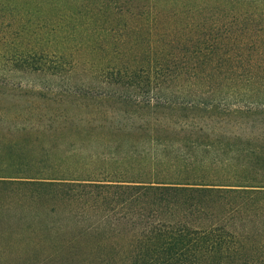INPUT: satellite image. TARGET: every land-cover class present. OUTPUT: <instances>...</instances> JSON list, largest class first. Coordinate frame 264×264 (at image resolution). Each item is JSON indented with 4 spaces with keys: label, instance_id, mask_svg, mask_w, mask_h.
Masks as SVG:
<instances>
[{
    "label": "trees",
    "instance_id": "trees-1",
    "mask_svg": "<svg viewBox=\"0 0 264 264\" xmlns=\"http://www.w3.org/2000/svg\"><path fill=\"white\" fill-rule=\"evenodd\" d=\"M148 1L147 10L139 11L147 15L146 25L135 27L146 39L145 63L131 68L108 63L104 70H110L111 84L149 85V101L136 102L133 96L123 107L38 108L35 112L44 117L75 114L79 124L57 127L49 132L52 140L41 142L38 149L44 152L47 143H55L52 158L45 153L48 167L40 168L42 158L32 166L25 155L14 158L10 151L11 162L0 160V182L28 178L79 188L77 195L88 204L85 211L103 220L89 230H120L132 248L133 264L222 256L233 241L225 226L213 221L215 203L235 193V186L257 187L252 183L262 180L252 178V172L264 177L251 170L256 164L264 167V102L242 100L254 87L264 88V0ZM159 1L187 19L162 26L161 14L172 10L159 11ZM52 3L66 6L70 19L72 8L80 7L77 0ZM102 9H92L90 17ZM176 42L185 48L175 54ZM26 57L21 59L28 63ZM190 73L194 78L184 82L189 88L211 81L221 85L202 90V100L157 95L172 79L182 81ZM9 111L0 108V114ZM26 111L13 110L15 115ZM84 114L102 119L95 122ZM248 131L251 135L243 137ZM43 132L34 133L41 137ZM243 139L254 140L247 145L246 163L241 160L246 148L238 145Z\"/></svg>",
    "mask_w": 264,
    "mask_h": 264
},
{
    "label": "rangeland",
    "instance_id": "rangeland-1",
    "mask_svg": "<svg viewBox=\"0 0 264 264\" xmlns=\"http://www.w3.org/2000/svg\"><path fill=\"white\" fill-rule=\"evenodd\" d=\"M52 2L0 0V108L11 109L0 114V160L11 162L8 158H13L9 154L13 151L14 158L23 154L32 166L44 159L40 168L50 165L48 154L56 153L53 142L44 146L48 153L38 149L42 141L52 140L49 132L76 126L79 120L75 114L73 118L44 117L35 112L38 108H74L77 104L123 107V102L133 96L136 102L145 103L152 94L145 83L135 88L111 84L110 70H104L108 63L126 68L145 63L146 39L135 27L146 25L148 17L139 11L147 10L148 0H77L80 7L72 8L71 19L66 6ZM163 5L157 2L159 11H172L170 15L161 14L162 26L187 19L175 15L172 5ZM98 7L102 11L90 17L91 10ZM179 48L185 46L172 43L171 52L176 54ZM28 55L30 61L26 63L21 58ZM194 76L190 73L184 74L182 81L172 79L167 88L157 90V95L202 100V90L221 85L220 81L191 88L184 85ZM249 98L262 106L264 88L254 87L242 100ZM24 108L27 111L20 115L13 112ZM84 115L95 122L102 119ZM38 128L44 130L41 137L34 133ZM250 135V131L243 133V137ZM242 142L238 145L246 148L241 157L246 163L244 156L251 154L247 145L254 140ZM255 166L252 171L264 172V167ZM252 174V178L262 180L252 183L257 187L235 186V193L214 206L213 221L225 226L233 242L222 256L190 259L182 264H264V187H258L264 186V177ZM44 184L28 178L0 182V264H133L129 257L132 248L120 230H89L103 220L99 214L85 211L88 204L77 195L79 188Z\"/></svg>",
    "mask_w": 264,
    "mask_h": 264
}]
</instances>
